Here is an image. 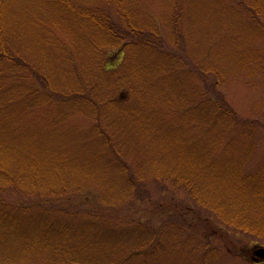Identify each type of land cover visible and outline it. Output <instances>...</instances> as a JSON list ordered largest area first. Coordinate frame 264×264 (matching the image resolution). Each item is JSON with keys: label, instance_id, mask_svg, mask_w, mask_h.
Segmentation results:
<instances>
[{"label": "rangeland", "instance_id": "374dc122", "mask_svg": "<svg viewBox=\"0 0 264 264\" xmlns=\"http://www.w3.org/2000/svg\"><path fill=\"white\" fill-rule=\"evenodd\" d=\"M91 16L109 19L120 31L129 20L143 31L135 41L126 39L123 49H107L110 38L91 23ZM0 27L6 43L30 66L3 65L6 88L27 90L36 83L42 89L33 107L22 109L30 122L23 130L22 147L56 148L76 156L77 163L89 167L88 178L99 180L92 184L87 204L82 200L88 199V190L56 197L52 206L57 216L71 220L86 210L105 223L128 230L141 226L140 231L158 235L148 243L132 234L114 246L90 239V248L75 254L82 264H104L110 250L123 264H264L252 260L253 250L264 247V0H0ZM157 36L162 48H139L145 47L140 40L154 42ZM214 90L238 121L216 116L217 111L208 108L205 101L217 100ZM116 102L124 111L126 128L139 134L133 146L145 165L142 173L150 164L157 170L178 162L198 166L204 140L213 150L214 167L225 171L226 161L237 171L241 168L233 185L241 178L252 185L248 183L247 198L239 202L242 193L234 187L223 190V178L201 176L200 187L217 200L230 198L229 209L234 204L244 208L246 219L262 233L229 231L222 239L221 221L213 210L189 202L181 187L151 181L149 173L145 201L122 202L121 192L107 199L102 186L106 192L108 187L116 190L120 178L101 167L97 158L104 148L86 139L91 132L93 142L102 144L93 136L95 119ZM61 108L70 117L61 125L56 122L52 131L47 126L54 124L42 120L59 116ZM2 201L9 206L26 203L17 194ZM105 201L114 206L103 207Z\"/></svg>", "mask_w": 264, "mask_h": 264}, {"label": "trees", "instance_id": "16d2710c", "mask_svg": "<svg viewBox=\"0 0 264 264\" xmlns=\"http://www.w3.org/2000/svg\"><path fill=\"white\" fill-rule=\"evenodd\" d=\"M51 1L56 2V0ZM178 14L181 13L178 12ZM91 17V23L103 28L109 36L110 41L106 44L107 49H123L126 39L130 38L135 41L136 37L143 31L137 29L129 20H126L128 22L120 31L119 27L112 25L109 19ZM2 31L0 27V264H82L75 257V254L77 251L81 252L90 248L92 245L90 239H97L98 242L106 240V244L114 246L117 242L128 239L132 234H140L139 239L142 241L148 243L156 241L158 235L154 232L140 231L141 226L130 227L131 230H128L129 228L118 227L113 222L105 223L86 210V212L82 211L83 215L81 216L78 215L82 212H78L76 218L73 217L71 220H65L62 215L57 216L56 208L52 206L56 202V197L62 198L72 194L81 195L87 190L89 192L94 187L92 184L99 182V180L94 179L93 182L92 179L88 178L92 176L89 172L87 173L89 167L86 163H77V158H74L76 156L71 158L56 151V148L22 147L26 146V143H20V140L23 139V130H27L30 123L27 113L29 108H32V105L38 101V93L42 92V89L36 83L30 84L27 90L23 88L14 89L15 87L12 86L6 88L7 80L5 77L8 75L2 76L4 74L3 65H10L14 69L30 66L21 52L13 50L6 43L1 35L3 34ZM140 44L145 47L140 46ZM140 44L134 45V48L138 46L143 49H149L152 46L162 48L164 45L160 36H157L154 42L140 40ZM103 48L100 50L103 51ZM40 79L41 83H46V81H42L41 76ZM43 86L48 89L47 86ZM214 93L217 100L213 99L212 102L205 99L208 108L217 111L218 115L216 116L230 120V122L232 119L238 121L236 113L230 106H227L223 95L215 90ZM204 95L203 100L207 98ZM191 99L193 98L191 97ZM205 103H203L202 108ZM25 107L28 108V111H22ZM109 109L102 116L100 115L101 117L95 119L96 127L93 128V136L99 138L102 144L93 142L91 132H88L89 138L86 139V141L91 142V145L94 143L97 147L104 148L102 158H97L100 159L101 167L105 172L115 173L120 178L116 184L118 191L114 187H108V192H106L102 186L103 195L110 197L107 199L114 200L117 193L121 192L119 199L122 202L135 205L145 201L149 194L148 191H144V182L150 178L146 174L149 173L151 181L169 183L173 185L175 190H180L179 187H181L188 194L189 202L193 201L197 205L200 203L205 209L213 210L221 221L222 230L221 232L219 230V234L222 239L228 237L229 231L254 236L262 233L255 222L246 219L247 214L244 208L234 204L231 206L232 209H229L227 205L231 202L230 198L224 197L217 200L214 193L200 187L201 176L223 178V190L234 187L235 192L242 193V198L239 199L237 196L238 202L239 200L244 201L247 198L248 187L252 185V182L241 178V183L236 186L232 184V181H235L233 178L242 172L240 167L237 171L234 169V163L231 164V162L226 161L224 162L225 171L223 168L214 167L213 150L209 143H205L203 140L201 142L203 144L202 156L198 166L184 165L178 162L170 165L167 169L159 168L157 170L158 167L150 164L151 168L142 173L145 165L139 158L138 147L133 146L134 138L138 137L139 134L126 128L121 115L124 111L117 102L115 104L110 103ZM69 115L70 113L67 111L63 113L61 108L59 116H55L52 120L46 118L42 122L44 124L46 122L53 123L54 125H49L47 128L55 131L56 122L57 125L65 123L68 121ZM133 120L134 117L129 116V121ZM34 122L36 121H31V123ZM39 152L41 153L37 156ZM102 187L100 186V188ZM255 192H253V196L256 195L257 200H260L261 195L259 192ZM90 193L86 195L88 199L82 200L83 204H87L86 200L92 199ZM10 194L19 195L26 203L23 202L20 206H9L7 201H2V198ZM49 204L52 206L51 208ZM102 206L111 207L114 205L105 201V203L102 202ZM207 217L209 218V216ZM95 219H97L96 223L93 221ZM225 229L228 232H225ZM155 256L152 255V259ZM104 264L123 263L117 261L114 251L110 250Z\"/></svg>", "mask_w": 264, "mask_h": 264}, {"label": "water", "instance_id": "95a60500", "mask_svg": "<svg viewBox=\"0 0 264 264\" xmlns=\"http://www.w3.org/2000/svg\"><path fill=\"white\" fill-rule=\"evenodd\" d=\"M252 260L255 263H258L260 261H264V247H256L253 250V258Z\"/></svg>", "mask_w": 264, "mask_h": 264}]
</instances>
